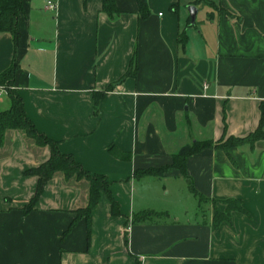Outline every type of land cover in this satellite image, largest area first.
Returning a JSON list of instances; mask_svg holds the SVG:
<instances>
[{
    "label": "crops",
    "instance_id": "crops-1",
    "mask_svg": "<svg viewBox=\"0 0 264 264\" xmlns=\"http://www.w3.org/2000/svg\"><path fill=\"white\" fill-rule=\"evenodd\" d=\"M47 1L22 0L16 46L0 32V73L17 63L12 84L26 116L62 154L107 178L119 214L102 191L90 215L75 221L87 205L86 182L60 173L25 211L37 182L26 171L46 161L50 147L6 130L0 264H264V140L192 154L186 177L173 167L159 176L134 174L171 165L194 140L256 129L264 102V0H146V17L136 0H115L114 17L102 0H50L53 8ZM133 55L136 74L123 77ZM9 106L0 91V112ZM230 198L244 211L215 222ZM144 212L152 215L133 220Z\"/></svg>",
    "mask_w": 264,
    "mask_h": 264
},
{
    "label": "trees",
    "instance_id": "trees-1",
    "mask_svg": "<svg viewBox=\"0 0 264 264\" xmlns=\"http://www.w3.org/2000/svg\"><path fill=\"white\" fill-rule=\"evenodd\" d=\"M139 13L142 17H146L149 14V9L146 0H136ZM102 8L110 17H114L119 14V9L115 4V0H102ZM22 0H0V32H8L12 36L14 46L17 45L19 39L18 30V17L22 11ZM190 24V22H189ZM179 42L182 44L185 42L186 33L181 31L179 33ZM17 68V63L13 60L8 68L0 73V84L6 83L7 96L10 100V106L8 109L0 112V137L3 136L6 130H19L25 137L34 140V143L38 146L48 145L50 147V157L41 163L40 165L28 169L26 172L35 175L37 177L35 192L30 201L24 206V210L31 209L43 191V188L47 181L51 179L57 173H60L65 181L74 180L79 181L81 178H85L89 181L88 187V200L87 205L83 208L77 209V216L75 221L81 215H90L92 208L96 205L99 195L102 191L106 192L110 201L111 212L115 215L119 214V205L112 198L109 191V182L103 175L92 174L85 170L80 163H78L72 155L62 154L58 150L57 142L48 138L43 133L39 132L33 122L26 116L23 108V100L18 91L13 88L12 80L14 72ZM137 71V64L135 55L132 56L129 68L126 71L125 76H135ZM112 86L107 87L102 91V94L108 91ZM260 119L258 126L255 130L245 136H223L214 141L211 139L194 140L190 144L183 146L177 153L173 155V162L171 165L163 166L160 168H147L139 169L135 171V176L142 175H162L169 167L178 169L181 174L186 177V160L192 154L198 153L205 148H218L228 153L229 148L234 146H240L243 144L253 145L257 141L264 140V102L260 105ZM113 153L117 154L113 151ZM123 156V155H122ZM190 189L198 197L199 202L203 201V196L198 194L194 187L190 185ZM226 204L224 212H215V222L229 220V214L232 210L244 211L241 201L238 199H226L223 201ZM152 212L137 213L133 216L134 221H140L150 217ZM73 221L71 226L74 224Z\"/></svg>",
    "mask_w": 264,
    "mask_h": 264
},
{
    "label": "rangeland",
    "instance_id": "rangeland-1",
    "mask_svg": "<svg viewBox=\"0 0 264 264\" xmlns=\"http://www.w3.org/2000/svg\"><path fill=\"white\" fill-rule=\"evenodd\" d=\"M186 9H187V6H186ZM188 12V11H187ZM203 13H204V10L203 9H200L198 14H197V19H196V27H192L193 29L195 28L197 31H200L202 30V23H201V18L203 16ZM203 32V31H202ZM9 87L6 86V83L4 84H0V91H3L5 94H7V89ZM32 140V139H30ZM30 142H33L34 143V140L30 141ZM35 144V143H34ZM36 145V144H35ZM38 146V145H37ZM45 146H48V145H45ZM80 180L86 182L85 185L87 186V190H88V187H89V181L85 178H81ZM79 180V181H80ZM204 202V201H203Z\"/></svg>",
    "mask_w": 264,
    "mask_h": 264
},
{
    "label": "water",
    "instance_id": "water-1",
    "mask_svg": "<svg viewBox=\"0 0 264 264\" xmlns=\"http://www.w3.org/2000/svg\"><path fill=\"white\" fill-rule=\"evenodd\" d=\"M187 10L189 13L190 18V24L195 23L196 13H197V7L193 4L187 6Z\"/></svg>",
    "mask_w": 264,
    "mask_h": 264
},
{
    "label": "built area",
    "instance_id": "built-area-1",
    "mask_svg": "<svg viewBox=\"0 0 264 264\" xmlns=\"http://www.w3.org/2000/svg\"><path fill=\"white\" fill-rule=\"evenodd\" d=\"M47 7L48 8H53L54 4L49 0V1H47Z\"/></svg>",
    "mask_w": 264,
    "mask_h": 264
}]
</instances>
